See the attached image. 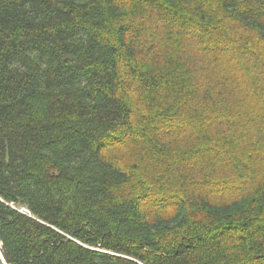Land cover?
I'll list each match as a JSON object with an SVG mask.
<instances>
[{
	"label": "trees",
	"instance_id": "16d2710c",
	"mask_svg": "<svg viewBox=\"0 0 264 264\" xmlns=\"http://www.w3.org/2000/svg\"><path fill=\"white\" fill-rule=\"evenodd\" d=\"M0 244L264 264V0H0Z\"/></svg>",
	"mask_w": 264,
	"mask_h": 264
},
{
	"label": "water",
	"instance_id": "95a60500",
	"mask_svg": "<svg viewBox=\"0 0 264 264\" xmlns=\"http://www.w3.org/2000/svg\"><path fill=\"white\" fill-rule=\"evenodd\" d=\"M0 264H7L2 256V254L0 253Z\"/></svg>",
	"mask_w": 264,
	"mask_h": 264
},
{
	"label": "rangeland",
	"instance_id": "374dc122",
	"mask_svg": "<svg viewBox=\"0 0 264 264\" xmlns=\"http://www.w3.org/2000/svg\"><path fill=\"white\" fill-rule=\"evenodd\" d=\"M125 158H129V153L128 152H125ZM132 158V157H130ZM24 210L26 211V209L24 208ZM0 253H1V244H0ZM2 254V253H1Z\"/></svg>",
	"mask_w": 264,
	"mask_h": 264
}]
</instances>
